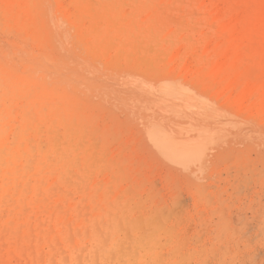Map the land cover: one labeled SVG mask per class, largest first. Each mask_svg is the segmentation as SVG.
Listing matches in <instances>:
<instances>
[{
	"label": "rangeland",
	"instance_id": "1",
	"mask_svg": "<svg viewBox=\"0 0 264 264\" xmlns=\"http://www.w3.org/2000/svg\"><path fill=\"white\" fill-rule=\"evenodd\" d=\"M93 1L84 0V6L93 7ZM141 1L145 5H141ZM149 1L129 0L128 4L122 5L124 11L133 13V18L135 14L140 17L136 16L131 22L134 29L139 28L135 32H143L155 23V27L160 28V33L156 34H161V37L147 36L145 40H140L150 43L145 48L149 50V57L160 52L172 55L177 51L178 40L197 41L201 31L210 29L198 7L187 4L190 0H176V5L172 6L161 4L156 9L166 11L167 16L146 22V10L154 8L147 5ZM5 2L7 4L0 8L4 14L0 12V61L4 64V60L10 58L11 65L14 67L19 63L20 69H23L22 64L31 62L40 66L44 62L50 68L48 61L43 59L48 55H45L38 40L34 41V34L29 33L28 25L22 21L31 12L30 7L27 12L24 6L19 5L20 0ZM63 2L69 3V0ZM141 9L145 12H138ZM18 11H22L21 15ZM16 16L19 17L16 19ZM96 23L100 27V23ZM77 26L71 30L74 41ZM85 29L84 22L80 23L78 30L83 34ZM181 35L185 36L184 39H179ZM116 43L109 41L107 47L110 53H116ZM22 46L32 53V57L31 54L23 57L25 61L21 58L24 54H16V48ZM136 50L128 51L134 55ZM123 51L121 49L120 53ZM36 58L39 59L37 63ZM98 66L105 67L102 62ZM50 69L54 70V67ZM59 74L55 75V80H59L56 84L59 90L54 102L51 99L41 101L42 120L32 116L25 118L26 130L19 125L17 134H12L9 129L5 133L10 144L17 135L21 136L17 148L20 154L32 153L34 146L36 155L38 151H47L54 162L47 158L35 159L34 166L40 168L39 174L22 170L28 166L24 158L18 163L22 169L17 175L11 164L5 168L4 180H0L1 184L3 181L6 183V192L0 199V217L4 213L3 219L8 222L4 221L0 227V264L28 262L32 259L33 248L37 256L43 257L44 263L50 257L48 252L54 254L55 264H75L74 261L76 264H264V165L251 161L255 157L251 148L235 147V151L227 152L228 155L217 157L202 174L196 175L198 179L184 177L169 170L146 146L144 149L134 121L121 113L113 100L92 97L89 90L85 96L79 92L80 95H77L74 89L65 86L68 72L64 71L65 77H62L63 72L59 71ZM60 78L66 79H62L61 83ZM65 91L82 103L81 128L76 121L69 125V130H65L61 116L51 111L55 105L65 107ZM55 131L58 138L54 142L51 136L55 135ZM254 167L262 169L259 172V168L256 170ZM26 181L37 185V190L25 189L21 183ZM58 197L63 198L61 203H57ZM72 208L73 213H70ZM64 212L68 213L67 225H56L55 217L65 215ZM52 227L54 232L48 237V230Z\"/></svg>",
	"mask_w": 264,
	"mask_h": 264
},
{
	"label": "bare ground",
	"instance_id": "2",
	"mask_svg": "<svg viewBox=\"0 0 264 264\" xmlns=\"http://www.w3.org/2000/svg\"><path fill=\"white\" fill-rule=\"evenodd\" d=\"M5 1L0 0L1 9L7 4ZM20 1L21 4L17 3L24 6L27 12L31 9L22 21L28 25L29 33L34 34V41L38 40L42 45L45 55H48V57L43 55V59L47 60V64L50 68L53 66L54 70L47 67L44 62L45 66L41 64L44 66L43 69L40 64L33 62L22 64L23 69H20L19 63L14 67L11 65L10 58L5 59L4 64L0 61V65H3L0 66L2 92L0 94L2 97L0 100V180H4L5 168L7 169L10 164L15 175L21 172L22 167L20 168L18 163L22 158L28 164L22 169L26 173L34 171L35 174L40 173V168L34 166L35 159L37 161L47 158L54 162L53 156L50 159L47 151H38L37 156L34 146H31L32 153L20 154L17 148L20 145L21 136L17 135L14 142L10 144L5 138V133L9 129L12 134H17L19 125L26 130L24 129L27 124L25 118L33 117L36 120H42L40 114L42 109L39 107L45 99H51L52 103L54 102V96L59 90L56 86L59 80H55V75L60 76L59 71L63 72L62 77H65L64 71L68 72L65 86L74 89L75 93L79 92L81 96H85L89 90L92 97L101 96L113 100L119 111L134 121L144 149L146 146L153 153L152 155H157L164 162L169 170L182 174L184 177L196 178V175L202 174L217 157L240 146L251 148L255 152V157L250 160L264 165V0H190L187 4L198 7L209 23L210 29L201 31L197 41L178 40L177 51L172 55L160 52L153 57H149V50H145L150 43L140 40H145L147 36L161 37V34H156L160 33V28L155 27V23L146 27L143 32H135V29L139 30V28L134 29L131 22L136 16L139 17L138 14H135L133 18L132 12H126L122 8V5L128 4L129 0L124 2L94 0L91 8L89 5L84 6V0H69V3H64L63 0ZM175 1L150 0L147 5L154 6L153 10L145 12L141 9L138 12H145L146 22L159 20L160 16H167V12L156 8H159L161 4L176 5ZM140 4L145 5V2L141 1ZM18 12L21 15L22 11ZM18 17L16 16V19ZM83 22L87 30L85 29V33L82 34L78 29ZM96 22L100 23V27ZM76 26L77 33L75 32L76 40L74 41L71 30L73 31L72 28ZM130 26L131 29H129ZM184 37L181 35L179 39ZM109 41L117 42L115 45L118 48L114 50L116 53L109 52L107 47ZM26 46L16 48L18 49L16 54L21 56L24 54L20 56L21 58L29 57L30 54L32 57V53L26 49ZM134 48L138 51L131 55L128 50ZM121 49H124L122 54ZM32 59L35 60L34 56ZM100 62L105 65L104 68L98 66ZM79 93L77 95H80ZM64 94L65 107L55 105L51 111L61 116L62 122L65 123V130H69V125H73L76 121H78V128H81L82 103H78L74 97L70 96V93L65 91ZM3 103L8 104L1 105ZM35 104L37 106H34ZM55 138L57 140L58 132L51 136L54 142ZM252 150L249 149V151ZM56 161L58 162L59 159ZM254 168L257 170L259 167ZM261 169H258L259 172ZM258 174L261 175V173ZM17 180L18 177L15 181ZM4 183L5 181L3 184L0 183V199L6 192L4 189L6 183ZM21 185L25 189L37 190V185H30L27 181ZM151 187L153 188V185ZM56 201L61 203L63 198L58 197ZM63 210L68 211V209ZM66 213L55 217L56 225H67L66 221L69 218ZM70 213H73V208ZM2 216L4 217V213ZM3 217H0V227L4 225V221H7ZM54 227L48 230L50 233L48 237L54 232ZM47 255L50 257L47 263H44L43 257L37 256L33 248L32 259L19 264H36L37 261H42L40 264H55L54 254L48 252ZM74 262L76 264V261Z\"/></svg>",
	"mask_w": 264,
	"mask_h": 264
}]
</instances>
